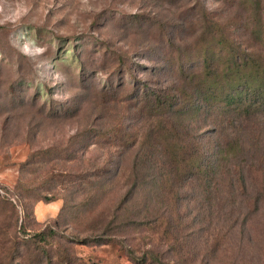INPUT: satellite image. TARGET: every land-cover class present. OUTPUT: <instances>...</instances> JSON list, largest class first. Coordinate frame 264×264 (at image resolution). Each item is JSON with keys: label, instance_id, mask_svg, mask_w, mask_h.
<instances>
[{"label": "rangeland", "instance_id": "rangeland-1", "mask_svg": "<svg viewBox=\"0 0 264 264\" xmlns=\"http://www.w3.org/2000/svg\"><path fill=\"white\" fill-rule=\"evenodd\" d=\"M200 6L226 26L227 36L241 51L259 46L264 55V0H0V185L9 190L3 195L28 205L26 228L35 232L58 221L62 236L82 241L84 233L66 226L70 210L57 217L62 200L57 206L44 205L35 195L49 190L70 196L73 182L109 157L107 141L117 132L119 120L124 130L140 125L130 116L129 103L121 102L135 94L138 80L156 88L169 79L163 52L173 38H185L193 31L199 36ZM223 69L220 63V81L209 93L213 100L202 98L204 109L195 115L192 128L198 133L212 129L217 106L233 91L223 80ZM257 77L241 73L239 85ZM208 87L207 82L201 91L207 93ZM64 109L68 111H58ZM157 121H146V127ZM256 122L242 125L239 140L246 141L248 150L264 151V124ZM210 138L208 144L202 139L204 152L214 145L215 138ZM238 153L232 146L228 158L247 161ZM250 161L234 203L214 201L215 193L205 191L199 179H187L190 184L179 193L172 190L164 196L148 189L138 204L146 197L150 200V210L143 212L147 218L130 222L134 224L121 234L123 240L119 237L101 246L77 242L74 252L88 264H134L126 257L128 247L140 254L150 248L159 256L168 252L172 259L200 258L207 254V241L208 248L217 242V255L207 254L197 264H264V165L259 156ZM127 173L119 181L122 193L133 182ZM115 196L110 194L107 201ZM3 217L2 211L1 221ZM166 226L171 227L168 237L162 235ZM0 245L4 247L1 239ZM0 249V254L6 253L7 248Z\"/></svg>", "mask_w": 264, "mask_h": 264}, {"label": "trees", "instance_id": "trees-1", "mask_svg": "<svg viewBox=\"0 0 264 264\" xmlns=\"http://www.w3.org/2000/svg\"><path fill=\"white\" fill-rule=\"evenodd\" d=\"M195 9L191 18L195 15ZM196 21L201 27L198 37V32L194 34L193 31L188 32L185 38H173V44L163 52L162 59L170 73L169 79L159 82L155 88L146 84V80L134 78L138 80L135 94L121 102L129 103L127 108L132 111L129 114L140 121V125L124 130L119 120L116 126L118 130L121 129L120 135L117 130L107 141L109 151L111 147L114 150L111 153L108 151L109 157L102 163L91 165L84 179L78 178L73 182L70 196L63 197L49 190L43 195H35L34 199L43 201L44 205L62 200L57 217L64 210H70L68 214L72 217L66 226L70 224L79 234L84 233L82 241L76 237L66 239L62 236L58 221L52 227L35 232L26 228L24 221L28 205L21 199H18L19 203L3 195L2 192L7 194L9 190L0 185V216L4 212L3 220L0 219V239L4 247L0 248H7L5 254H0V264H88L82 262L74 252L76 243L101 246L119 237L123 240L125 237L121 234L134 224L130 222L135 218H147L143 212L150 210V200L146 197L141 205L138 204L148 189L164 196L172 190L179 193L190 184L187 179H199L204 182L205 191L215 193L214 201L221 204L235 202L245 168L252 165L248 164L250 158L259 156L264 165V151L259 147L248 150L246 141H240L238 133L249 120H257L256 126L264 124V55L259 54L258 45L253 50L241 51L238 44L227 36L226 26L210 18L203 6H200ZM183 22L187 25L186 20ZM192 38L196 39L192 41L193 45H189ZM177 41L185 45H176ZM220 63L225 66L222 70L223 80L233 91L225 95L226 101L217 106V116L209 125L212 129L205 128L198 133L192 128V123L196 113L204 109L202 98L208 102L213 100L209 93H212V88H217L220 81L221 75L217 74ZM247 71L250 77L258 75L257 79H247L250 81L239 85L243 80L238 75ZM207 82L209 90L202 92ZM141 86L145 88L141 89ZM131 102L133 105H130ZM209 107L208 103L206 108ZM58 111L66 113L68 109ZM154 120H158L156 125L146 127V121ZM207 122L205 119L204 124L208 127ZM211 135L215 138L214 145L210 152H204L202 139L205 138L208 144ZM232 146H236L238 155L246 156L247 161L238 160L236 156L228 158ZM126 173L132 175L133 182L122 193L123 187L119 181ZM19 188L21 184L16 185L15 190ZM112 193L116 196L108 202L106 197ZM220 210L217 208L218 212ZM125 216L130 219H125ZM153 217L155 221L161 218ZM87 221H90L89 224L81 226V222ZM155 228L158 230L160 226L156 225ZM170 229V226H166L162 235L168 237ZM60 243H63L62 247ZM205 246L210 257L217 255V242L208 248L206 241ZM157 252L150 248L140 254L135 247L125 249L126 257L134 264H197L209 257L205 254L200 258L194 255L189 258L188 255L172 259L167 257L168 252L165 257Z\"/></svg>", "mask_w": 264, "mask_h": 264}, {"label": "crops", "instance_id": "crops-1", "mask_svg": "<svg viewBox=\"0 0 264 264\" xmlns=\"http://www.w3.org/2000/svg\"><path fill=\"white\" fill-rule=\"evenodd\" d=\"M52 205L57 206L56 204H52Z\"/></svg>", "mask_w": 264, "mask_h": 264}]
</instances>
